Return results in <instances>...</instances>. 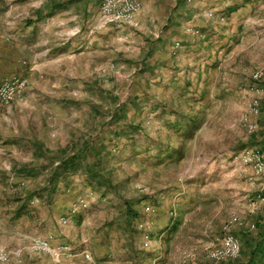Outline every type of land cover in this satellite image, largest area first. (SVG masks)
Masks as SVG:
<instances>
[{
    "label": "crops",
    "instance_id": "0c3cea01",
    "mask_svg": "<svg viewBox=\"0 0 264 264\" xmlns=\"http://www.w3.org/2000/svg\"><path fill=\"white\" fill-rule=\"evenodd\" d=\"M139 1L141 10L131 22L109 26L100 22L99 28L96 19L97 15H101L102 0H57L55 18L45 9L48 5H44L41 21L25 22L23 25L9 26L0 19V83L14 75L28 80L23 97L0 115V155H6V159L10 160L4 165L0 161V174H9L11 170L19 171V174L33 173L30 167L33 154L41 157L43 162H56V158L49 156L58 155V150L52 151L44 137L34 139L30 130L28 135L23 136L17 128V120H14L15 115L33 110L34 96H50L52 100L58 93L66 92V86H71L75 81L96 79L98 72L105 75L110 63L119 57L129 62L138 61L142 69L139 75L152 78L158 85L159 93L168 88L173 95L184 92V104L185 107L188 104L189 108L185 111L187 116L184 120L179 118L177 122L181 126L193 124L195 118L192 117L198 114L200 125L188 139V145L200 142V154L206 161L205 173L229 170L230 175L240 174L237 165L235 169L238 171L235 172L234 161L229 162L232 164L230 167L222 169L228 163L227 158L236 150L225 152L220 145L227 139L233 147L237 143L235 137L239 131L234 121L241 119V111L237 112L234 120H228L223 114L229 101L237 110L245 107L248 97L253 94L250 87L255 84L252 72L260 66L264 67V18L259 19V16H264V0ZM45 2L50 3L51 0ZM91 13L95 19L89 24ZM37 28L40 34L35 39ZM10 30L13 33L9 34ZM196 30L197 33L194 32ZM113 32L116 37H112ZM125 40H128V45ZM177 41L181 43L178 48ZM114 42L120 43V46L114 48ZM103 70L105 74L100 73ZM258 84L263 88L259 127L244 147L257 148L264 153V77ZM191 95L193 98L190 99ZM24 125H29L28 120ZM252 141L253 146H248ZM242 143L241 146L244 145ZM196 147L194 150H198ZM242 178L233 177L232 195L221 189L215 193L210 192L211 189L205 190L198 195L202 193V198L208 201L220 200V206L223 205V191L236 204L250 207L251 199L256 201L252 204L253 208L261 209L255 215H250L243 225L231 227V232L241 240L243 249L248 253L264 240V200L257 198L264 191V176L257 177L247 169ZM213 184L206 187L213 188ZM215 186H219V183ZM0 188L6 190L1 182ZM4 190L0 191V247L15 248L30 243V238L37 233L33 225L38 220H46L47 216L43 219H40L41 215L33 216L37 213L33 210L36 200L26 197V193L19 199H6L5 194L9 192ZM188 192L184 201L197 196ZM174 194L171 189L161 191L158 204L155 203L143 229L133 225L136 219L131 222V227L137 231L142 229L141 232L146 237L148 235V239L140 238V235L137 237L130 226L126 227L129 224L127 215L124 217L127 224L126 221L118 223L116 219L109 218V224L99 232L95 229L90 231L95 226L87 232H81L83 228H78V231L69 229L62 231V238L76 241L85 249L92 250L94 257L106 264H173L174 247L184 236V224L191 221L189 216H185L182 225L175 223L177 207L176 200L172 199ZM229 215L219 218V224L222 225ZM179 216L182 221L183 214ZM241 216L244 218L245 215ZM252 221L259 228L251 230ZM30 223L32 225L26 229ZM200 240L204 241L202 238ZM200 247L207 249L209 245L202 244ZM26 250L25 262L15 260L0 264H93L82 254L73 262L66 263L29 247Z\"/></svg>",
    "mask_w": 264,
    "mask_h": 264
},
{
    "label": "rangeland",
    "instance_id": "374dc122",
    "mask_svg": "<svg viewBox=\"0 0 264 264\" xmlns=\"http://www.w3.org/2000/svg\"><path fill=\"white\" fill-rule=\"evenodd\" d=\"M44 2L45 0H0V19L9 26L23 25L25 22H39L44 17L42 10L44 5H48L45 9H48L50 16L55 18L57 0H51L50 3L45 2V4ZM87 17L88 15L83 20L85 23ZM262 18L264 16H259V19ZM91 19L89 24L95 18L92 16ZM100 22L106 26L125 23H106L102 15H97L98 28ZM5 28L9 29L7 26ZM8 33L13 32L10 30ZM39 34V30L36 31L33 38L36 39ZM112 37H116V33L113 32ZM125 42L129 44L128 40ZM114 45V48L119 47L120 43L114 42ZM127 61L122 57L114 58L106 69V74L104 70L100 71L105 75H100L98 72L96 79L75 81L71 86H66L68 89L66 92L58 93L52 100L50 96L42 98L40 94L36 95L33 97L32 111L27 110L25 114L15 115L14 120L18 122L17 128L23 136L28 135V130H30L34 139L44 137L47 144L52 147V151L58 150V155L49 156L56 158V162L48 160L49 162L46 163L41 161V157L33 154L30 164L33 173L29 175L24 172L19 174V171L13 170L9 174H0L1 185L6 187V190L0 188V191L9 192L5 194L6 199H19L26 193V197L36 200L33 202L35 204L33 210L37 213L33 216L41 215L40 219L47 216L46 220H40V222L38 220L33 225L37 233L30 238V243H23L15 248L0 247V252L9 255L6 261H0V263H12L15 260L18 263L25 262V255L28 251L26 248L29 247L35 251L33 249L35 239L44 238L48 239L53 247L68 246L71 251L64 252L60 258L52 252H35L46 253L58 261L68 263L73 262L78 255H83L84 251H90L93 264H106L102 259L97 260L92 250L85 249L76 241H65L62 238L64 236L62 231L69 229L78 231V228H83L84 230L80 229V231L87 232L95 226L90 231L95 229L99 232L109 224V218L116 219L118 223L121 221L125 223L126 201H132L140 214L143 213L136 218V223L133 224L143 229L146 218L153 213L154 205L158 204V195L161 191L171 189L175 193L172 199L176 200L177 207L175 223L182 225L185 216L191 219L184 224L182 230L184 236L177 241L179 245L174 247L173 264H187L193 258L206 264H216L217 262L208 258L207 251L220 245L223 234L222 226L233 216L239 217L244 222L251 217L250 215H255L261 209L253 208L252 204L256 202L254 199H251L250 207H248L234 203L232 198L227 196L232 195L233 177L242 178L247 169L252 171L250 167L243 166L236 158L251 137L246 134L243 124V117L248 109L251 96L248 97L245 107L238 108V110L229 101L223 114L228 120H234L237 112L241 111V116L238 115L241 119L234 121L238 125L239 132L235 137L238 145L236 143L233 147L228 139L220 145L225 152L231 149L236 150L227 158L228 163L222 169H227L232 165L229 162L234 161V169L237 165L240 171L235 169V172L238 171L240 174L230 175L229 170L207 174L204 172L206 161L200 154V142L192 145H188L187 142L185 155L180 161H177L176 157L169 158L168 153L164 152V148L172 146L174 149L179 147L181 140H184L182 127L176 126L177 119L182 116L179 111H186L189 108L188 104L187 108L184 104V92L173 95L168 88L159 93L158 85L152 78H143L139 75L142 69L138 61ZM258 70L264 72V67L256 68L252 72V79ZM189 98H193V95ZM118 110L123 117L112 120V116ZM25 120H28L29 124L26 127ZM242 141L243 146H241ZM87 142L92 147L99 144L104 147L103 163L106 172L111 174L114 185H118L119 191L114 189L107 191L103 186L90 183L84 165L93 161L92 155L83 160L82 167L66 171L54 182H50L52 172L54 168L59 167L62 156L73 154L77 149L81 150L82 145ZM253 143L252 141L248 146H253ZM195 145L198 150H194ZM6 158V155H0L3 165L7 161L10 163V160ZM210 183H214L213 188L206 187ZM216 183H219V186H215ZM219 189L228 192V194L224 191L221 193L222 206H220V200L208 201L202 198L204 197L202 193L198 195L205 190L215 193ZM188 191L197 196L184 201L185 193ZM215 201L217 203L213 204ZM180 213L183 214L182 221L179 220ZM228 214L230 215L225 222L222 225L219 224V218ZM241 215H245L244 218ZM253 223L255 222L252 221L251 224ZM31 225L32 223L28 224L26 229H29ZM131 225L132 223H129L126 227H131ZM141 231L131 227V232L137 237L140 235V238H147ZM186 238L188 240H185ZM200 238L204 241H198ZM189 239L193 241L190 242ZM103 242L104 240L100 243ZM202 244H207L209 247L203 249L200 247Z\"/></svg>",
    "mask_w": 264,
    "mask_h": 264
},
{
    "label": "built area",
    "instance_id": "2783aa9c",
    "mask_svg": "<svg viewBox=\"0 0 264 264\" xmlns=\"http://www.w3.org/2000/svg\"><path fill=\"white\" fill-rule=\"evenodd\" d=\"M139 0H102L101 15L106 23L131 22L141 10ZM197 33V30L195 31ZM180 46V41L176 42V48ZM264 77V72L258 70L254 73L255 84L252 85L249 106L243 117V124L247 135L251 136L258 130V118L261 114V94L263 88L258 84ZM28 86V80L22 76L14 75L7 77L0 83V115L10 107L16 100L23 97ZM237 160L246 167H250L257 177L264 176V153L253 147H244L237 155ZM258 199L264 200V191L261 192ZM235 224L243 225L244 222L237 216H233L223 226V234L220 245L207 251V256L214 262H222L241 255V240L231 232V227ZM251 230L256 228V223L249 227ZM147 238L149 236L147 235ZM33 249L37 252H52L60 258L65 252H70L71 248L53 247L48 239H35ZM83 256L86 260L92 261L93 256L90 251H84ZM8 253L0 252V261L8 259ZM100 264V263H97ZM187 264H206L196 259H190Z\"/></svg>",
    "mask_w": 264,
    "mask_h": 264
},
{
    "label": "trees",
    "instance_id": "16d2710c",
    "mask_svg": "<svg viewBox=\"0 0 264 264\" xmlns=\"http://www.w3.org/2000/svg\"><path fill=\"white\" fill-rule=\"evenodd\" d=\"M179 112L182 115V120H184L187 114L185 113V111ZM115 115L116 117H114ZM115 115L112 116V120L123 117L121 116L122 113L119 112V110L117 111V113H115ZM198 117V114H195L194 117H192L195 118L194 120H192L193 124L182 126L176 124L177 127H182L184 140H181V144L179 145V147H175L173 149L172 146H168L167 148H164V152L168 153L169 158L176 157L177 161L182 160V157L185 155L188 139L195 133V131L200 125ZM103 148L104 147L100 144L97 146L94 145L92 147L90 143L87 142L82 145L81 150L77 149L73 154H66L62 156L59 167L54 169V171L52 172L50 182H54L58 176L62 175L66 171L75 170L78 167H82L84 165L83 160L89 155H92L93 161L89 164H86V166L84 165L86 169L87 179L92 184L103 186L107 189V191L113 189L119 191L118 185H114V179L111 174L109 172H106L105 164L103 163V156H105L103 155ZM125 212L129 219V223H131L134 219L138 218L140 215L138 209L134 207L133 202L129 201H126ZM256 228H259L257 223ZM216 264H264V240H262V242L257 243L255 247L250 250V252L247 253V251H245L242 247L241 255L239 257L222 262H217Z\"/></svg>",
    "mask_w": 264,
    "mask_h": 264
}]
</instances>
